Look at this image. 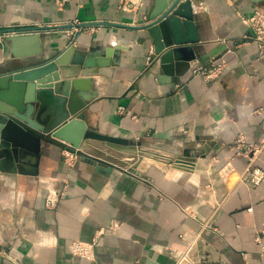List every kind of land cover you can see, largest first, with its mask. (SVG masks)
I'll list each match as a JSON object with an SVG mask.
<instances>
[{"label":"crops","instance_id":"1","mask_svg":"<svg viewBox=\"0 0 264 264\" xmlns=\"http://www.w3.org/2000/svg\"><path fill=\"white\" fill-rule=\"evenodd\" d=\"M172 1L144 0L133 12L122 0H0V32L28 39L4 40L0 76L41 66L73 44L70 73L84 70L77 56L98 71L78 78L92 97L81 121L89 130L205 156L191 171L149 158L165 168H123L116 150L95 140L70 168L66 141L27 127L38 151L24 164L0 165V264H179V253L191 264H264V183L250 182L249 158L236 145L264 144V56L245 39L243 21L264 11V0H191L198 42L183 47L195 59L166 73L145 26ZM219 56L227 61L220 78L192 76V64ZM40 90L35 120L53 129L68 108ZM122 153L133 161L140 152ZM254 166L264 172V147ZM70 176L65 199L48 210V182ZM93 240L94 260L71 254L72 242Z\"/></svg>","mask_w":264,"mask_h":264},{"label":"water","instance_id":"2","mask_svg":"<svg viewBox=\"0 0 264 264\" xmlns=\"http://www.w3.org/2000/svg\"><path fill=\"white\" fill-rule=\"evenodd\" d=\"M195 20L196 13L191 0H173L159 18L145 26L155 41L157 54L162 55L166 73L172 72L175 68L174 62H181L184 65L195 59L194 56L185 53L186 48L183 47L198 42L195 36L197 30ZM87 25L91 24H83L81 27ZM8 40L13 45H17L20 41L28 39L12 36L8 37ZM75 50L72 44L57 57L41 66L0 76V116L4 117L0 120V165L3 168L7 164H24L29 155L28 151H38V148H33L32 144L33 139L37 141L38 139L27 127L38 132L52 133L55 138L66 141L72 152L82 153L84 145H89L95 140L112 150L131 154L143 151V147H153L171 152L170 165L188 171L193 169L199 157H205L203 152H193L191 149L180 153L172 146H152L149 143L105 136L92 129L89 130L81 121L85 119L82 111L92 97L81 94L79 85L81 83L78 78L98 75V71L92 70L94 66L92 61L86 60V57L83 59L82 56H77L76 64L83 63L84 70L71 74L68 69V59L72 54L74 55ZM69 79L72 80L69 82ZM60 81L61 83H58ZM40 89L55 95L57 104L68 108V112L57 120V125L53 129H46L35 120L37 110L43 102L40 95L38 96ZM71 116L75 118L67 122Z\"/></svg>","mask_w":264,"mask_h":264},{"label":"built area","instance_id":"3","mask_svg":"<svg viewBox=\"0 0 264 264\" xmlns=\"http://www.w3.org/2000/svg\"><path fill=\"white\" fill-rule=\"evenodd\" d=\"M123 8L129 11H140L144 7V0H122ZM245 25L250 29L251 33L245 39L255 42L258 47L259 55L264 56V11L256 9L250 16L243 19ZM9 36L7 32H0V48L4 40ZM152 57L148 58V62H152ZM227 61L224 56L213 57L208 64L201 65L199 63L192 64L190 71L193 77H199L206 82L220 78L225 72ZM123 109V108H122ZM237 146H241L245 151V156L249 158V163L246 167V172L249 173V180L252 184L258 186L264 183V172L254 166V162L262 151L264 144H249L239 139L236 142ZM69 145L63 150L64 162L68 167L74 166L75 162L80 157L78 151L72 152ZM72 184V178L67 177L58 183L50 180L46 187L45 207L48 210H54L58 207L62 200L65 199L66 194ZM116 226V225H114ZM97 240L91 242L74 241L70 244L71 254L83 261H92L96 256ZM179 264L189 262L186 254H177Z\"/></svg>","mask_w":264,"mask_h":264},{"label":"rangeland","instance_id":"4","mask_svg":"<svg viewBox=\"0 0 264 264\" xmlns=\"http://www.w3.org/2000/svg\"><path fill=\"white\" fill-rule=\"evenodd\" d=\"M105 147H107V146H105ZM153 151L154 150H151V149L140 151V153L137 156L136 155L134 156L133 161L125 159L124 153H122L121 151H116V152L114 151V152L118 155L119 160H117V161H119V163H117V164L123 168H129L131 165L132 166L134 165V169H139V170H145L146 168L148 169V168H153V167L165 168V166L160 165V163L147 161L149 154L152 155V153H154ZM160 152H158V153H160ZM115 153H114V155H115ZM129 155H131V154H129ZM121 157H123L126 161L124 159L121 160ZM130 157L132 158V156H130ZM111 161L117 162L116 159L115 160L113 159Z\"/></svg>","mask_w":264,"mask_h":264},{"label":"bare ground","instance_id":"5","mask_svg":"<svg viewBox=\"0 0 264 264\" xmlns=\"http://www.w3.org/2000/svg\"><path fill=\"white\" fill-rule=\"evenodd\" d=\"M2 119H4V117L0 116V120H2ZM160 145L161 146H165V147H170L171 146V145L165 144V143H160ZM148 149H150V148H148V147H143L142 148V150H148ZM112 151H114V150H112ZM169 156H170L169 154L162 152V150H161L160 153H158L157 149L156 150L154 149V153H152V155L149 154L148 158L149 159H153V160H158V161H160V162H162V163H164L166 165H170L169 162H170L171 159L169 158ZM174 168H176V167L174 166Z\"/></svg>","mask_w":264,"mask_h":264}]
</instances>
